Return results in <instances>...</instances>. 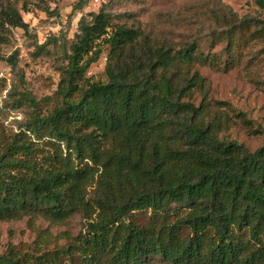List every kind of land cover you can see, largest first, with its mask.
Listing matches in <instances>:
<instances>
[{
  "label": "trees",
  "instance_id": "trees-1",
  "mask_svg": "<svg viewBox=\"0 0 264 264\" xmlns=\"http://www.w3.org/2000/svg\"><path fill=\"white\" fill-rule=\"evenodd\" d=\"M6 26L30 31L9 3L0 4V31ZM104 46L105 79L89 81ZM17 51L3 57L11 71ZM197 59L196 40L158 41L103 7L81 16L60 102L34 111L0 153V220L59 222L81 212L84 226L66 246H9L0 264H62L72 249L84 264H264V143L250 151L219 136L216 116L198 119L204 104L185 99L203 87ZM27 133L49 139L47 154L37 156ZM138 211L149 213L143 222Z\"/></svg>",
  "mask_w": 264,
  "mask_h": 264
},
{
  "label": "rangeland",
  "instance_id": "rangeland-1",
  "mask_svg": "<svg viewBox=\"0 0 264 264\" xmlns=\"http://www.w3.org/2000/svg\"><path fill=\"white\" fill-rule=\"evenodd\" d=\"M87 1L79 8L77 0H0L2 5L9 3L19 9L30 29L27 34L18 27L6 26L0 31V153L34 111L47 114L60 102L56 90L66 64L65 50L81 16L101 7L113 15L114 22L140 25L158 41L179 46L196 40L194 70L204 78L203 87L185 99L204 104L205 112L198 119L208 121L216 116L221 121L219 136L236 140L250 151L264 143V9L254 0ZM125 13L130 18L123 16ZM16 50L17 66L11 71L3 57ZM34 50L37 52L32 54ZM107 51L104 46L98 60L87 69L89 81L105 79ZM22 93L32 97L37 107L19 101ZM27 135L41 147L39 158L47 154V137L37 140ZM134 214L138 222L149 215L145 211ZM84 222L81 212L59 222L40 214L0 220V253L9 246L30 250L66 246ZM72 251V259L61 257L62 264H84L77 251ZM153 264L170 263L154 260Z\"/></svg>",
  "mask_w": 264,
  "mask_h": 264
}]
</instances>
